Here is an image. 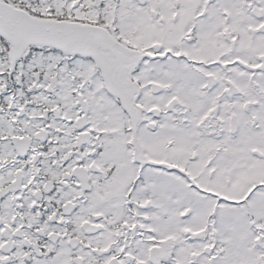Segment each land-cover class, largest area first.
Wrapping results in <instances>:
<instances>
[{"label":"snow or ice","instance_id":"snow-or-ice-1","mask_svg":"<svg viewBox=\"0 0 264 264\" xmlns=\"http://www.w3.org/2000/svg\"><path fill=\"white\" fill-rule=\"evenodd\" d=\"M0 264H264V0H0Z\"/></svg>","mask_w":264,"mask_h":264}]
</instances>
